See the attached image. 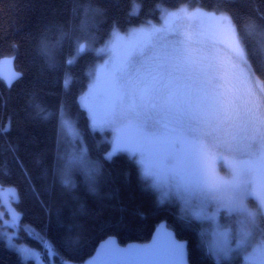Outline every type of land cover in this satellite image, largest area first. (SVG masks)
I'll return each mask as SVG.
<instances>
[{"label": "trees", "instance_id": "obj_1", "mask_svg": "<svg viewBox=\"0 0 264 264\" xmlns=\"http://www.w3.org/2000/svg\"><path fill=\"white\" fill-rule=\"evenodd\" d=\"M186 3L231 15L239 31L249 35V64L264 84V0H0V59L14 56L22 74L11 87L0 78V186H14L19 196V203L8 205L9 197L14 198L9 194L0 197V203L18 214L12 236L17 247L39 250L48 263L85 264L106 238L114 236L122 245L144 243L166 220L188 241L191 264H216L201 240L205 223L183 217L176 203L161 204L135 158L119 153L106 159L112 132H93L79 101L103 58L94 51L75 57L84 8L99 9L91 32L104 42L115 28L159 20L164 9ZM61 31L74 39L61 46ZM42 39L58 45L56 67L42 54ZM66 74L71 78L67 90ZM37 104L53 115L42 119ZM61 106L82 135L88 156L100 166L94 192L81 172L71 178L74 187L66 189L61 183ZM69 238L76 242L66 244ZM16 249L0 230V264H27Z\"/></svg>", "mask_w": 264, "mask_h": 264}, {"label": "snow or ice", "instance_id": "obj_2", "mask_svg": "<svg viewBox=\"0 0 264 264\" xmlns=\"http://www.w3.org/2000/svg\"><path fill=\"white\" fill-rule=\"evenodd\" d=\"M83 12L79 26L82 36L75 38L76 56L96 51L92 48L95 38L91 30L96 26L99 9L86 7ZM137 12L134 8L131 14ZM218 19L232 26L227 12ZM232 27L240 46L235 55L250 68L249 35ZM73 39L70 32L61 31V46L63 41ZM40 47L48 65L56 67L57 46L42 39ZM105 52L110 58L95 74L88 95L82 98L91 115L92 131L115 132L112 150L105 158L111 160L121 152L139 157L142 178L150 180V186L159 191V202L179 201L183 217L206 223L200 233L202 243L216 264H231L234 256L253 246L254 233L264 237V120L255 114L249 118L247 112L242 115L232 106L230 66L193 49L190 34L182 36L173 28L150 26L133 30L122 46L100 49L97 55ZM12 59L6 62L11 64ZM68 63H75V59ZM20 75L11 73L9 87ZM70 79L66 74V90ZM35 107L44 120L53 115L38 104ZM60 132L61 141L68 135L83 145L82 135L66 119L63 106ZM258 142L257 152L254 148ZM225 160L227 177L216 168L217 161ZM72 167L85 173L89 190L94 192L100 166L89 160L86 147L75 149L68 159L61 178L66 189L74 187L70 179ZM6 194L19 203L14 188L0 186V197ZM249 197L255 198L254 209L249 208ZM74 242L69 238L66 244ZM9 247L16 248L11 238ZM256 248L264 251V238ZM182 254L181 246L167 239L146 248L113 247L108 264H169ZM30 256L38 258L39 253L32 250L22 259L26 262Z\"/></svg>", "mask_w": 264, "mask_h": 264}, {"label": "rangeland", "instance_id": "obj_3", "mask_svg": "<svg viewBox=\"0 0 264 264\" xmlns=\"http://www.w3.org/2000/svg\"><path fill=\"white\" fill-rule=\"evenodd\" d=\"M215 13V16L212 14ZM222 12L208 10L201 6H194L188 3L179 6L178 8H168L164 9L160 14L159 20H149L148 22H144L143 24L133 25L126 29H113L109 35V38L106 39L104 42H99V34L95 31L91 32V36L94 37V41L92 43V48L95 49V53H97L100 49L109 48L112 49L113 46H122L124 42L127 41L130 34L133 30L139 29H148L150 26H154L158 29L164 28H173L179 30L181 35L190 34L191 36V47L195 50H201L204 55L214 57V62H226L230 66L229 71V88L231 91L229 92V99L232 102V106L238 108L241 111V114L248 113V117L250 118L255 115H259L262 120H264V84L263 82L256 77L252 72L251 67L248 68L244 63H242V57H236L235 53L239 51L240 46L236 43V35L233 31V27L235 26L232 22V26H229L226 22L220 21L218 19L219 15ZM118 37L121 39L117 38ZM79 37V36H78ZM81 43H86V41L81 40ZM58 46L57 44H55ZM200 53L198 52L197 55ZM103 56L102 60L98 61L96 66L93 68V78L90 81L88 88L83 92L80 96L79 101L82 106L88 111V108L85 106L83 97L87 96L90 90L91 85L95 80V74L98 73L105 65L106 61L109 60L110 55L108 52L100 54ZM76 57V55H75ZM99 58V57H98ZM249 63V61H248ZM88 115L90 117V123L92 124L91 115L88 111ZM68 119L75 129L77 126L75 123L65 116ZM78 130V129H77ZM79 131V130H78ZM112 132V140L115 136V132ZM64 146L59 150L58 154V171L60 172L61 176L63 175L67 165L68 159L72 152L75 149L80 147H86L84 142L81 145L77 141H73L71 136L64 135L63 138ZM113 144L111 148L107 151L109 153L112 150ZM260 148L259 142L255 145L254 150L258 152ZM106 153V154H107ZM126 153V152H121ZM128 154V153H126ZM129 155V154H128ZM227 155V154H226ZM88 156V153H87ZM89 160L95 163L89 156ZM136 161H138L139 157H134ZM231 159V157H228ZM138 163V162H137ZM141 174H142V166L138 163ZM217 171L221 176L227 177L229 174L228 163L227 160L221 162H216ZM76 172H81L85 175V173L79 167H72L70 169V179L72 178L73 174ZM147 185H151L150 180H145ZM16 188L14 186H5V188ZM151 187V186H150ZM152 188V187H151ZM160 201V193L156 189L152 188ZM17 193V190H16ZM15 201L14 198L9 197L8 205ZM176 203L181 211L182 205L179 201H166ZM165 202V203H166ZM255 198L249 197V208H255ZM7 205V207H8ZM9 209V210H8ZM5 208V206L0 203V230L7 238L9 242V238H11V243L13 244V233L15 231V225L18 221V214L15 213L13 210L14 208ZM224 222L223 220L221 221ZM205 226L207 227L206 223ZM264 227V221L261 224ZM235 227V225H233ZM19 234V231H18ZM264 238L260 235L259 232L254 233L253 237V246L250 247L247 252L240 253L234 256L233 261L237 260V264H264V251L256 248V244ZM15 245V244H13ZM16 248H26L28 253H22L30 255L31 251L34 250L36 253H39V257H31L26 261L27 264H38L42 262V264H57L56 262L48 263V260H45L42 256V253L32 247H17ZM207 246V245H206ZM233 246H235L233 244ZM208 249V247H207ZM111 258H106L100 264H108V261ZM85 264H90V260H88Z\"/></svg>", "mask_w": 264, "mask_h": 264}, {"label": "water", "instance_id": "obj_4", "mask_svg": "<svg viewBox=\"0 0 264 264\" xmlns=\"http://www.w3.org/2000/svg\"><path fill=\"white\" fill-rule=\"evenodd\" d=\"M10 58H14V59H12L11 64H8L6 61ZM13 72L20 73L15 68V57L14 56L2 57L0 59V78H2L8 84V81L11 77V73ZM21 76L22 74L20 75V78ZM17 80L18 79L13 80L11 85L15 83ZM167 239H171L177 245H180L183 252L181 257L169 261V264H191L189 261L188 241L180 239L177 236L175 230L169 227L167 221H161L154 230L150 240L144 243L133 242L127 245H122L119 243L118 239L114 236L106 238L105 240L100 242L99 245L97 246L95 253L93 254V257L90 260V264H100L106 258L108 257L111 258L110 253L113 247L119 249H128L131 247L146 248L150 246H156L158 241H163ZM153 259H159V257ZM65 264H74V263L65 262Z\"/></svg>", "mask_w": 264, "mask_h": 264}, {"label": "bare ground", "instance_id": "obj_5", "mask_svg": "<svg viewBox=\"0 0 264 264\" xmlns=\"http://www.w3.org/2000/svg\"><path fill=\"white\" fill-rule=\"evenodd\" d=\"M164 221H166V220H164Z\"/></svg>", "mask_w": 264, "mask_h": 264}]
</instances>
